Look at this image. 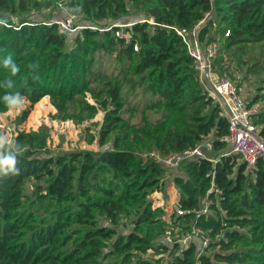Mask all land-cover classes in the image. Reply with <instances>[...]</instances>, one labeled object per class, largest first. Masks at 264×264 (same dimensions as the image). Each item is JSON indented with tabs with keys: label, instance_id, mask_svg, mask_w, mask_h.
Returning a JSON list of instances; mask_svg holds the SVG:
<instances>
[{
	"label": "trees",
	"instance_id": "16d2710c",
	"mask_svg": "<svg viewBox=\"0 0 264 264\" xmlns=\"http://www.w3.org/2000/svg\"><path fill=\"white\" fill-rule=\"evenodd\" d=\"M63 2L0 0V114L10 108L4 97L18 94L29 106L17 123L45 96L59 115L88 119L97 113L84 99L90 93L104 114L96 137L87 128V140L97 138L100 148L51 154L46 127L22 129L5 144L0 151L18 154L16 171L0 170V264H264V161L248 165L230 152L222 140L228 119L207 95L174 29L191 32L213 11L197 33L200 45L216 23L223 38L219 52L260 43L264 53V0H67L57 17ZM45 11V19L26 15ZM68 14L96 29L61 30L57 21ZM107 20H131L123 28L128 39L115 36L118 26H100ZM105 56L107 67L114 66L109 72L96 68ZM217 59V74L226 75L221 65L227 60ZM100 82V89L92 87ZM262 83L250 102H264ZM136 84L152 97L147 108L160 111L154 119L144 115L142 124L124 115ZM253 122L264 140V109ZM210 136L203 155L175 169L140 155L152 150L165 156ZM170 182L186 213L174 210L167 220L151 194L166 192ZM205 201L208 212L197 215ZM123 219L131 224L125 233L118 231ZM169 224L181 232L200 228L208 245L201 251L200 236L186 245L162 243Z\"/></svg>",
	"mask_w": 264,
	"mask_h": 264
},
{
	"label": "rangeland",
	"instance_id": "374dc122",
	"mask_svg": "<svg viewBox=\"0 0 264 264\" xmlns=\"http://www.w3.org/2000/svg\"><path fill=\"white\" fill-rule=\"evenodd\" d=\"M66 2L67 0H65V3ZM65 3L63 2L58 5L55 13L57 17H61L65 14ZM47 13L48 12L46 11L40 13L29 12L26 15L32 19L40 20L42 18L45 19L44 17L48 15ZM111 22L114 23L115 21L107 20L102 22L100 26H105ZM202 22H200V24ZM77 23L80 22L78 21ZM119 23H124V21ZM216 29L217 24L214 23L212 25V32H214L212 37L214 36L221 39L222 36L220 32L216 31ZM262 51L263 47L260 43H246L233 47L229 50L223 49L218 54L217 60L220 63L224 58V61L227 60L226 64L221 65H227L226 68L225 66L222 68V72L226 74L225 76L237 84L247 100L253 99V97L259 92L260 86L263 84L264 53ZM108 60L109 58L107 56L98 60L96 65L97 70L109 72L113 65L111 64V68H108ZM133 77L136 80L138 79L137 76ZM102 85V82L93 83L92 87L97 90L100 89ZM123 87L125 89L128 88L126 84H124ZM151 98L152 97H150V95H148V93H146L141 86L136 84L128 93L126 98V108H130L131 110L124 114L125 117L133 123L141 124L144 122V115L147 116L148 119L156 118L157 111L160 112L159 109L151 110L147 108V105L150 104L149 101ZM84 99L97 107V113L92 118L75 120L70 116L64 117L62 115V117L57 113L56 108L51 104L48 96H45L31 107L30 113L28 114V117L25 121L22 123H17V117L25 108H28L29 106V102L22 98L18 105L10 106L6 112L0 114V135H3L6 138V144H9L17 132L22 129L29 131L37 130L40 127H46L48 131L47 148L51 154H58L61 152H76L82 150L97 151L100 148L97 144V138L93 143H88L87 128L89 127L90 132L96 137L99 128L98 124L102 121L104 111L99 106V104L95 103V99L90 93H87L84 96ZM210 144L211 136L205 138L202 141L201 146L210 148ZM149 153H152V150L141 153L140 155L142 157H151V154ZM151 195L154 200V204L162 205L168 214H171L174 211L176 201L178 200V195L177 188L172 184V182L168 184L166 192L154 191ZM122 221L125 222L124 219ZM102 222L104 221L102 220ZM130 228L131 224L129 221H126L124 226L121 224L118 226V231L125 233L130 230Z\"/></svg>",
	"mask_w": 264,
	"mask_h": 264
},
{
	"label": "built area",
	"instance_id": "2783aa9c",
	"mask_svg": "<svg viewBox=\"0 0 264 264\" xmlns=\"http://www.w3.org/2000/svg\"><path fill=\"white\" fill-rule=\"evenodd\" d=\"M141 22L153 23V19H139ZM61 30L72 33L84 27L96 29L93 25H82L76 22L74 14H68L64 19L57 21ZM133 22L131 20L124 23H110L104 28L111 29L113 26H118L114 34L116 37L128 39V33L123 31L124 27H131ZM176 33L181 36L185 43L189 55L193 59L195 69L203 82L207 95L220 105L222 109L221 115L228 119V131L222 137V140L230 146V152L238 154L242 160L248 165H254L257 160L264 161V140L259 136V127L253 122V116L260 113L263 108L261 100L250 102L242 93L237 84L225 75L217 74L215 70L214 60L218 55L221 47V39L218 37H211V39L204 45L194 44L193 36L197 37L198 29L194 28L191 32L184 28H174ZM228 35V30L224 36ZM134 50H137V45H134ZM151 157L168 169L177 168L180 163L193 156L203 155L201 145L186 148L179 152H171L165 156H160L156 152L150 153ZM218 194L221 193L218 189L215 190ZM209 202L205 201L202 208L197 210V215L208 212ZM176 215L180 216L186 213L178 207L177 201L174 208ZM171 214H168L169 220ZM170 222V221H169ZM195 236L201 237V251L208 245L209 239L204 234L203 230L198 227H191V230L181 232L176 225H168L165 227L163 233L159 237L162 243L168 245H186ZM197 264H201L199 261Z\"/></svg>",
	"mask_w": 264,
	"mask_h": 264
},
{
	"label": "clouds",
	"instance_id": "9594fccd",
	"mask_svg": "<svg viewBox=\"0 0 264 264\" xmlns=\"http://www.w3.org/2000/svg\"><path fill=\"white\" fill-rule=\"evenodd\" d=\"M11 63L12 61L10 57L5 59L4 61L6 67L9 66ZM12 71L13 73L17 71V68L14 65L12 66ZM4 99L10 106L18 105L22 100V98L18 94L15 96H5ZM5 144L6 138L3 135H0V150H3L5 148ZM17 154L18 152H12L11 150L7 152L0 151V170L7 169L9 171H16L15 165L17 163Z\"/></svg>",
	"mask_w": 264,
	"mask_h": 264
},
{
	"label": "water",
	"instance_id": "95a60500",
	"mask_svg": "<svg viewBox=\"0 0 264 264\" xmlns=\"http://www.w3.org/2000/svg\"><path fill=\"white\" fill-rule=\"evenodd\" d=\"M212 14H213V11L210 13V15L198 26V31H199V29L201 28V27H203L204 25H205V23L207 22V20L209 19V18H211V16H212Z\"/></svg>",
	"mask_w": 264,
	"mask_h": 264
},
{
	"label": "crops",
	"instance_id": "0c3cea01",
	"mask_svg": "<svg viewBox=\"0 0 264 264\" xmlns=\"http://www.w3.org/2000/svg\"><path fill=\"white\" fill-rule=\"evenodd\" d=\"M193 41H194V44H196L197 43V46L199 45V43L197 42V38L195 37V36H193ZM155 205H157V204H155Z\"/></svg>",
	"mask_w": 264,
	"mask_h": 264
}]
</instances>
